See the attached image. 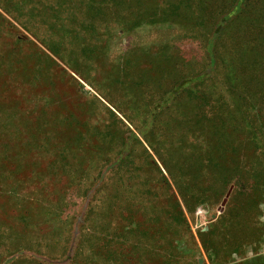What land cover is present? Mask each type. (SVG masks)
Instances as JSON below:
<instances>
[{
  "label": "rangeland",
  "instance_id": "obj_1",
  "mask_svg": "<svg viewBox=\"0 0 264 264\" xmlns=\"http://www.w3.org/2000/svg\"><path fill=\"white\" fill-rule=\"evenodd\" d=\"M168 1L144 2L153 14L137 26L135 12L120 6L124 18L97 37L92 59L74 43L55 56L18 24L0 25V264H86L89 243L103 247V264H115L105 249L110 237L109 246L125 249L122 264H264V153L247 142L245 125L229 135L236 148L224 170H202L182 185L166 168L179 174L175 128L191 132L190 116L225 112L161 102L178 78L175 57L193 59L202 49L188 38L183 12L163 15ZM253 2L260 22L264 2ZM8 61L19 63L15 77ZM150 107L158 117L148 121ZM109 110L123 120L115 127L130 152L121 179L99 183L107 156L119 152L102 145L115 119Z\"/></svg>",
  "mask_w": 264,
  "mask_h": 264
},
{
  "label": "trees",
  "instance_id": "obj_2",
  "mask_svg": "<svg viewBox=\"0 0 264 264\" xmlns=\"http://www.w3.org/2000/svg\"><path fill=\"white\" fill-rule=\"evenodd\" d=\"M146 1L0 0V25L6 23L9 27H16L18 24L55 56L60 55V48L65 47L66 50L68 45L74 43L75 48L78 47L79 55L92 59L96 51L100 50V44L96 43L97 37L108 34V30H113L124 18L120 6L126 10L125 15L129 11L135 12L134 21L137 20V26L153 14V11L150 12L149 2L142 6ZM168 2L172 3V0ZM136 5L137 9H131ZM165 5L162 11L164 16L176 12L177 16L183 12L186 20H191L189 23L192 25L187 28L188 38L197 41L202 49L201 55H194L193 59L175 57L173 64L177 66L178 78L164 93L161 102L174 107L186 100L189 105H195L196 102L199 107L207 105L225 108L220 117H204L196 113L194 118L190 116L188 120L185 119V123L194 127L191 132L185 127L175 128L177 137L174 144L179 146V151L175 152L178 160L174 169L179 170V174H175L171 166L166 165V168L172 178L179 179L178 182H182V185H189L204 170L206 174L212 169L224 170L228 153L236 148L229 135L237 134L239 125L246 126L244 131L249 134L247 142L251 147L264 153V6L262 19L258 22L257 17H254L253 0H174L173 9ZM158 7L159 5L156 9ZM18 40L21 41L22 38L18 37L16 41ZM6 63L11 69L9 76L15 77L14 72L19 63ZM189 65L192 69L189 68L188 72L192 73L186 71ZM110 112L115 119L104 126L102 145L109 148L119 147V152L117 155L107 156L106 167L97 173L99 183L109 178L118 182L121 179V167L125 166L124 160L130 152V139L123 138L125 132L118 129L121 128L119 123L124 122L113 111ZM124 116L129 118L127 114ZM154 117H158L157 111L150 107L146 118L149 121ZM204 118L208 123L206 127L202 121ZM182 145L193 149L185 152ZM166 150L170 152L169 149ZM155 153L159 155L158 150ZM106 172L107 175H112L104 178ZM224 178L228 179V175L224 174ZM183 179L187 182H183ZM240 179L241 177L238 180ZM248 180L255 182L254 178ZM105 243L106 246L109 243L115 244V240L110 237ZM106 246L105 249H109V258L115 264L125 261L123 247L120 251L115 250L114 245ZM82 250L77 248L78 256L83 255ZM100 251H104L103 247L101 249L97 243H89L85 247L86 254L82 260L86 264H99V261L103 264L107 259Z\"/></svg>",
  "mask_w": 264,
  "mask_h": 264
}]
</instances>
